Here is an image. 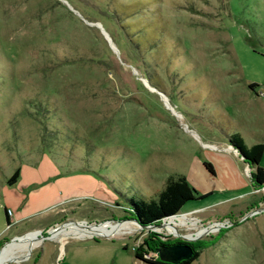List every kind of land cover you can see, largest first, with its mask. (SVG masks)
<instances>
[{
  "label": "rangeland",
  "instance_id": "obj_1",
  "mask_svg": "<svg viewBox=\"0 0 264 264\" xmlns=\"http://www.w3.org/2000/svg\"><path fill=\"white\" fill-rule=\"evenodd\" d=\"M233 134L264 144V0H0V255L40 239L1 264H149L177 241L191 264H264ZM179 176L211 194L134 222L130 199Z\"/></svg>",
  "mask_w": 264,
  "mask_h": 264
},
{
  "label": "trees",
  "instance_id": "obj_2",
  "mask_svg": "<svg viewBox=\"0 0 264 264\" xmlns=\"http://www.w3.org/2000/svg\"><path fill=\"white\" fill-rule=\"evenodd\" d=\"M256 85L250 84V88L255 90ZM230 142L236 149V151L244 158V161L249 165V168H255V171L250 172V176L253 182L255 189H261L264 187V167L260 166L262 157L264 155V144L259 143L250 148H248L242 138L238 134H233L230 137ZM205 166L212 173L214 168L212 164L205 163ZM21 170L20 168L16 169L14 174L8 180V184L12 185L17 182L19 179ZM207 194H198V192L190 185L189 181L185 176H179L178 178H169L166 184V187L160 192L156 199H151L150 201H145L142 199H130V203L133 206L134 217H136L144 226L155 225L158 222L164 220V218H169L177 215L183 206L191 200L203 199L210 195ZM7 222H10L9 212L6 210ZM156 243L152 239L148 240L147 243ZM177 243H187L192 245L195 250V256L188 260L183 261L181 264H191L193 261L197 260L200 256V247L193 242H181ZM168 245L165 243L155 244V250L161 245ZM173 245V244H172ZM157 246V247H156ZM143 253L137 251L136 257L149 264H168L158 260H147L143 257Z\"/></svg>",
  "mask_w": 264,
  "mask_h": 264
},
{
  "label": "water",
  "instance_id": "obj_3",
  "mask_svg": "<svg viewBox=\"0 0 264 264\" xmlns=\"http://www.w3.org/2000/svg\"><path fill=\"white\" fill-rule=\"evenodd\" d=\"M133 221L140 224L136 217L133 218ZM157 253L161 262L168 264H181L183 261L192 259L196 254V250L192 245L187 243L173 245L161 244L157 248Z\"/></svg>",
  "mask_w": 264,
  "mask_h": 264
},
{
  "label": "bare ground",
  "instance_id": "obj_4",
  "mask_svg": "<svg viewBox=\"0 0 264 264\" xmlns=\"http://www.w3.org/2000/svg\"><path fill=\"white\" fill-rule=\"evenodd\" d=\"M175 218L177 219L179 217L177 216ZM165 226L169 227V225H165ZM102 227L103 226L101 225V227H93L91 229H86V228L70 229V230H66L65 232L68 234H77V235H84V234L93 235L95 231L97 233L100 232ZM39 240L40 239H38L36 236H33V237H28L25 240L21 241L18 245H16L15 247L7 250L5 253L0 255V264L4 262L6 259H8L10 256L14 255L16 250H22L28 247H34L39 242Z\"/></svg>",
  "mask_w": 264,
  "mask_h": 264
},
{
  "label": "crops",
  "instance_id": "obj_5",
  "mask_svg": "<svg viewBox=\"0 0 264 264\" xmlns=\"http://www.w3.org/2000/svg\"><path fill=\"white\" fill-rule=\"evenodd\" d=\"M255 85H256V84H255ZM256 144H259V143H255V144H253L252 146H254V145H256ZM252 146H250V147H252ZM250 147H249V148H250Z\"/></svg>",
  "mask_w": 264,
  "mask_h": 264
},
{
  "label": "flooded vegetation",
  "instance_id": "obj_6",
  "mask_svg": "<svg viewBox=\"0 0 264 264\" xmlns=\"http://www.w3.org/2000/svg\"><path fill=\"white\" fill-rule=\"evenodd\" d=\"M174 244H178V243H174Z\"/></svg>",
  "mask_w": 264,
  "mask_h": 264
}]
</instances>
